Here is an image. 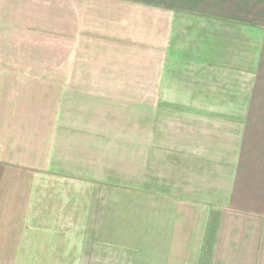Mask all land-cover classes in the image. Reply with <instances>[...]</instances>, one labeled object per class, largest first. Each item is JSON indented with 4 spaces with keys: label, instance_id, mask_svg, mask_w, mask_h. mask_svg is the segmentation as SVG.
<instances>
[{
    "label": "crops",
    "instance_id": "0c3cea01",
    "mask_svg": "<svg viewBox=\"0 0 264 264\" xmlns=\"http://www.w3.org/2000/svg\"><path fill=\"white\" fill-rule=\"evenodd\" d=\"M11 166L80 220L53 264H264V0H0Z\"/></svg>",
    "mask_w": 264,
    "mask_h": 264
},
{
    "label": "rangeland",
    "instance_id": "374dc122",
    "mask_svg": "<svg viewBox=\"0 0 264 264\" xmlns=\"http://www.w3.org/2000/svg\"><path fill=\"white\" fill-rule=\"evenodd\" d=\"M160 110L164 111V113H161L163 116H160L162 117L161 125H168V123L164 122V117H168V104H160L155 113L159 114ZM156 127H158L161 132H164L159 135V138L162 139L156 141L168 142V129L163 130L164 127L161 126ZM165 136L167 137L166 140H164ZM141 140L147 142L148 135L142 133ZM108 141L117 142L120 140L119 138L117 140V138L109 135ZM125 142L128 141L126 140ZM8 168V174L13 172L14 174L20 175L23 173L22 168H16L14 166ZM68 185L70 187L62 184V190L73 189L74 191H81L85 186V184L82 183H70ZM5 189L6 192L11 191L13 193H11V197L4 198L2 204L0 203V264H53V262L50 261V254H53V251L50 250L52 248L55 250L58 247L60 250L68 249V246H64L67 239L65 237H68V235L72 233L71 230L80 228L78 225L80 220H78L76 215L69 213V208H61L59 215L44 214L42 210L40 211L37 204L38 200L36 198H26L28 197L26 196L27 192L30 190L29 183L24 182L21 175L18 182L5 184ZM77 205H79V202ZM43 210L47 212V210ZM27 229L28 232L26 231ZM21 230H25V232L28 233L27 236L29 239H26L24 234L21 235ZM52 235L54 238L51 237ZM8 238L11 239L7 240ZM37 240H40L41 242L43 241L45 245L43 243L42 246L36 247L35 244ZM54 242L55 246L53 247ZM33 249L41 251L37 252H40L39 254L43 255H41V260L43 259L42 261L33 257ZM63 250L61 251L63 252ZM45 257L47 258L46 261H44ZM60 257L61 256H55V258L58 259H60ZM37 260L39 261L38 263Z\"/></svg>",
    "mask_w": 264,
    "mask_h": 264
}]
</instances>
